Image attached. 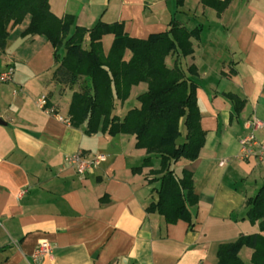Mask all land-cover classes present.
<instances>
[{"label": "crops", "instance_id": "0c3cea01", "mask_svg": "<svg viewBox=\"0 0 264 264\" xmlns=\"http://www.w3.org/2000/svg\"><path fill=\"white\" fill-rule=\"evenodd\" d=\"M210 2L49 0L51 12L72 16L74 26L118 22L140 40L166 31L172 19L199 28L192 54L179 61L195 69L205 143L197 159L171 166L179 176L192 173L198 203L190 207L191 223L167 224L147 212L157 200V183L148 181L158 159L135 172L146 156L135 136L86 135L84 125L71 126L70 99L62 101L70 90L53 81L54 48L44 36H23L29 17L9 28L0 50V73L14 67L12 81L0 83V264H217L220 245L259 233L258 223L246 217L245 202L264 183V163L236 157L249 119L263 124L255 135L264 140V0H228L220 10ZM113 38H101L105 55ZM175 58L169 55L166 64ZM146 90L143 82L132 86L134 106ZM41 95L46 109L38 106ZM231 95L243 102L239 112ZM77 152L106 160L77 174L65 163ZM221 160L228 161L219 166ZM43 241L51 252L34 261ZM251 255L249 248L239 253L246 263Z\"/></svg>", "mask_w": 264, "mask_h": 264}, {"label": "trees", "instance_id": "16d2710c", "mask_svg": "<svg viewBox=\"0 0 264 264\" xmlns=\"http://www.w3.org/2000/svg\"><path fill=\"white\" fill-rule=\"evenodd\" d=\"M176 2L180 6L183 0ZM227 2L210 3L220 10ZM25 17H29V24L23 36H44L54 48L57 66L53 81L71 91L67 111L71 126L84 125L86 135L103 132L135 136L136 148L144 149L146 156L134 171L151 167L152 159H158V168L151 171L153 177L148 181L157 183V200L147 212H156L167 224L178 220L191 223L190 207L198 203L192 173L183 170L179 176L171 166L179 160L197 159L205 143L197 84L192 79L195 69H184L179 61V57L192 54L191 39L198 38L199 28L189 30L172 19L166 31L140 40L127 35L118 22H97L90 29L74 26L72 16L58 18L51 12L49 0H0V50L6 46L9 28ZM106 34L114 38L105 55L101 38ZM86 38L88 48L83 47ZM127 51L130 56L126 60ZM173 54L177 58L168 66L165 59ZM142 82L147 90L136 98L137 106L123 117L114 114L115 102L126 100L132 86ZM231 99L239 112L243 102L234 95ZM245 206L247 219L258 223L259 233L220 245L217 264H264V183ZM243 248L252 250L248 263L239 256Z\"/></svg>", "mask_w": 264, "mask_h": 264}, {"label": "built area", "instance_id": "2783aa9c", "mask_svg": "<svg viewBox=\"0 0 264 264\" xmlns=\"http://www.w3.org/2000/svg\"><path fill=\"white\" fill-rule=\"evenodd\" d=\"M14 75V67L8 65L7 68L0 73V83H7L12 81ZM38 106L46 109L47 99L46 95H41L38 98ZM263 124L256 118H251L245 123V128L248 132L239 139V153L237 159L246 161L251 158L259 163H264V140L256 137L255 131L262 128ZM106 157L104 155L89 156L82 152H77L65 158V163L72 167L77 174H85L96 168L100 163L104 162ZM228 160H221L219 166H223ZM51 252V246L43 241L36 247L33 260L36 261L39 257L48 255Z\"/></svg>", "mask_w": 264, "mask_h": 264}, {"label": "rangeland", "instance_id": "374dc122", "mask_svg": "<svg viewBox=\"0 0 264 264\" xmlns=\"http://www.w3.org/2000/svg\"><path fill=\"white\" fill-rule=\"evenodd\" d=\"M83 47L88 48V39L87 38L85 39V41L83 43ZM80 81H82V79ZM70 94H71L70 91L67 90V92L64 94V96L62 98V101L67 103V101H69V99H70ZM134 103H135V101H133V99H131L130 97H128L123 102L116 101L114 104V114H116L120 117H123V114L126 113L127 110L130 109L132 106H134L133 105ZM182 130L183 129H181V131Z\"/></svg>", "mask_w": 264, "mask_h": 264}]
</instances>
